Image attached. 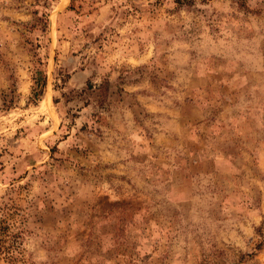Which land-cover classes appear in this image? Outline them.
Segmentation results:
<instances>
[{
  "label": "rangeland",
  "instance_id": "rangeland-1",
  "mask_svg": "<svg viewBox=\"0 0 264 264\" xmlns=\"http://www.w3.org/2000/svg\"><path fill=\"white\" fill-rule=\"evenodd\" d=\"M0 264H264V0H0Z\"/></svg>",
  "mask_w": 264,
  "mask_h": 264
}]
</instances>
